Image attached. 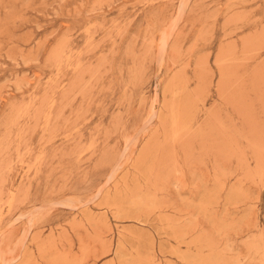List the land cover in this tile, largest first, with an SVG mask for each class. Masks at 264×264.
Masks as SVG:
<instances>
[{
	"label": "rangeland",
	"instance_id": "1",
	"mask_svg": "<svg viewBox=\"0 0 264 264\" xmlns=\"http://www.w3.org/2000/svg\"><path fill=\"white\" fill-rule=\"evenodd\" d=\"M0 264H264V0H0Z\"/></svg>",
	"mask_w": 264,
	"mask_h": 264
},
{
	"label": "bare ground",
	"instance_id": "2",
	"mask_svg": "<svg viewBox=\"0 0 264 264\" xmlns=\"http://www.w3.org/2000/svg\"><path fill=\"white\" fill-rule=\"evenodd\" d=\"M168 113V112H167ZM164 119V118H163ZM162 120V119H161ZM108 186V185H107ZM140 201V200H139ZM121 248V247H120ZM121 255V254H120ZM120 257H122V256H120ZM207 263V262H206Z\"/></svg>",
	"mask_w": 264,
	"mask_h": 264
}]
</instances>
